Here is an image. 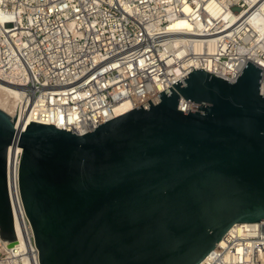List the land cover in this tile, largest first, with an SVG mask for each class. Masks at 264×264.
<instances>
[{"label":"water","instance_id":"obj_1","mask_svg":"<svg viewBox=\"0 0 264 264\" xmlns=\"http://www.w3.org/2000/svg\"><path fill=\"white\" fill-rule=\"evenodd\" d=\"M88 133L30 122L0 88V239L21 253L9 145L39 264H199L235 224L264 221V69L192 70ZM183 99L198 105L178 110Z\"/></svg>","mask_w":264,"mask_h":264},{"label":"built area","instance_id":"obj_2","mask_svg":"<svg viewBox=\"0 0 264 264\" xmlns=\"http://www.w3.org/2000/svg\"><path fill=\"white\" fill-rule=\"evenodd\" d=\"M263 9L264 0H0V88L19 101L14 129L35 122L82 135L121 115L117 105L136 108L210 64L233 82L252 62L248 21L261 12L264 22ZM231 11L244 14L225 19ZM21 152L17 142L6 155L21 253L0 239V264H39L18 187ZM263 242L233 225L199 264H264Z\"/></svg>","mask_w":264,"mask_h":264},{"label":"bare ground","instance_id":"obj_3","mask_svg":"<svg viewBox=\"0 0 264 264\" xmlns=\"http://www.w3.org/2000/svg\"><path fill=\"white\" fill-rule=\"evenodd\" d=\"M239 13H241L242 15L244 14L243 12H238V13H234L233 11L226 12L225 19H227V17H230L231 15H234L233 17L236 18L237 15H239ZM262 13L264 14V9L262 10ZM260 14L261 12H259L258 15L250 18V20L248 21V23L252 26V28L256 32V34L254 35L255 38L252 39V45L250 48L251 52L248 54L250 55L249 57L251 61L254 62V64H256L257 66H264V22ZM208 47H209V51H212L213 43L211 41L209 42ZM197 48L198 45L196 44L195 50H197ZM226 68L227 67H214L213 65L210 64L205 68V70L211 73L215 72L216 75L224 77L223 74L227 71ZM131 108H132L131 104H129L128 102H124L120 105H117L115 109V113L116 115H119L130 110ZM234 228H237L238 232H244L246 230L250 233L251 236H257L258 238L264 241V221L253 222V223H238L234 225ZM14 231L18 239V241H16L18 244L19 242L22 241L23 235L16 221L14 222Z\"/></svg>","mask_w":264,"mask_h":264}]
</instances>
